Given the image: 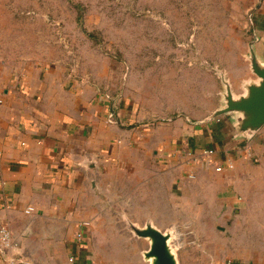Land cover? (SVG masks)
Returning a JSON list of instances; mask_svg holds the SVG:
<instances>
[{
    "label": "crops",
    "instance_id": "0c3cea01",
    "mask_svg": "<svg viewBox=\"0 0 264 264\" xmlns=\"http://www.w3.org/2000/svg\"><path fill=\"white\" fill-rule=\"evenodd\" d=\"M6 1L0 32L33 35L0 38V224L11 233L0 264H91L94 228L117 209L124 185L153 190L159 181L180 193L184 207L193 199L195 207L211 208L212 224L231 232L244 225L246 264H264V124L238 134L237 113L155 122L151 115L164 109L150 104L143 111L137 99L129 112L115 98L111 113L114 97L69 72L65 53L53 51L58 44L47 33L56 27L44 22L53 11L32 0L16 20L11 11L1 15ZM262 3L250 26L264 62ZM249 80L255 76L246 72ZM205 148L215 151L211 163L200 155ZM222 237L220 245L229 244Z\"/></svg>",
    "mask_w": 264,
    "mask_h": 264
},
{
    "label": "rangeland",
    "instance_id": "374dc122",
    "mask_svg": "<svg viewBox=\"0 0 264 264\" xmlns=\"http://www.w3.org/2000/svg\"><path fill=\"white\" fill-rule=\"evenodd\" d=\"M33 2L7 0L8 8L1 15L11 11L15 16ZM262 2L42 0V8L53 11L52 19H42L56 28L41 35L44 40L46 33L55 38L58 47L52 49L65 53L69 72L85 77L118 102L124 100L129 112L137 99L143 111L150 104L149 109H164L151 113L155 122L172 123L191 114L204 119L224 105L226 83L232 93L243 92L246 72L254 76L249 61L250 22ZM3 35L30 38L33 33L0 32V38ZM152 186L124 185L117 209L113 207L105 222L94 228L91 264H149L143 256L149 241L136 236L131 226L140 228L150 220L170 233L178 264H246L244 225L234 232L228 225L220 228L211 223V208L195 207L193 199L184 207L180 193L168 192L167 183L159 181L153 190ZM167 203L168 213L163 211ZM204 212L209 214L203 216ZM222 235L223 243L229 244L220 245Z\"/></svg>",
    "mask_w": 264,
    "mask_h": 264
},
{
    "label": "water",
    "instance_id": "95a60500",
    "mask_svg": "<svg viewBox=\"0 0 264 264\" xmlns=\"http://www.w3.org/2000/svg\"><path fill=\"white\" fill-rule=\"evenodd\" d=\"M254 40L249 42L250 68L255 80L244 83V91L238 95L232 93L228 84H225L224 105L216 109L208 117L215 118L228 113H237L236 132L257 131L264 124V62L255 54ZM115 98L111 100L110 111L114 113ZM132 231L138 237L147 238L149 246L143 252L149 264H178L175 253L170 249V233L161 231L150 221H146L143 227L131 226Z\"/></svg>",
    "mask_w": 264,
    "mask_h": 264
},
{
    "label": "built area",
    "instance_id": "2783aa9c",
    "mask_svg": "<svg viewBox=\"0 0 264 264\" xmlns=\"http://www.w3.org/2000/svg\"><path fill=\"white\" fill-rule=\"evenodd\" d=\"M214 149L213 148H205L201 151L200 155L203 160H205L208 163H211L213 161V156H214ZM220 165L215 166L216 171L221 170ZM26 213H30L33 211L32 206H28L25 210ZM87 222H83L81 225L82 226H87ZM77 237H81V232L77 233ZM11 246V233L8 227L1 223L0 224V251L3 252L4 250L8 249ZM230 262V261H229ZM12 264V263H11Z\"/></svg>",
    "mask_w": 264,
    "mask_h": 264
},
{
    "label": "bare ground",
    "instance_id": "6f19581e",
    "mask_svg": "<svg viewBox=\"0 0 264 264\" xmlns=\"http://www.w3.org/2000/svg\"><path fill=\"white\" fill-rule=\"evenodd\" d=\"M170 249H171V252H172V253H174V252L172 251L171 245H170ZM149 258H150L149 260L151 261V260H152V258H151V257H149Z\"/></svg>",
    "mask_w": 264,
    "mask_h": 264
}]
</instances>
